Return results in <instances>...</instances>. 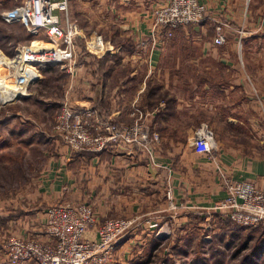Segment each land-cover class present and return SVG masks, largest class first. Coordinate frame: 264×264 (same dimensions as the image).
Masks as SVG:
<instances>
[{
  "label": "crops",
  "instance_id": "0c3cea01",
  "mask_svg": "<svg viewBox=\"0 0 264 264\" xmlns=\"http://www.w3.org/2000/svg\"><path fill=\"white\" fill-rule=\"evenodd\" d=\"M66 1L68 15L77 21L82 35L95 30L109 52L122 55L110 61L94 58L95 63L109 65L119 59L125 65L137 42L150 32L151 11L169 0ZM198 1L206 7V19L174 32L146 66L158 80L166 63L177 65V52L188 51L186 64L200 73L182 78L190 84L181 89L182 95L168 90L162 107L145 88H135L134 79L121 87L115 71L101 72L98 78L93 58L81 55L69 79L71 87L65 90L69 104L92 107L99 119L116 123L133 122L129 111L134 103L143 104L145 111L156 107L151 129L159 136L160 149L154 162L138 148L72 155L59 145L39 186L40 209L22 219L12 218L14 235L37 234L44 206L82 202L92 205L99 221L137 219L135 229L116 245L112 264L264 263V226L242 229L212 211L226 195L218 166L232 180L264 188V142L257 141L252 155L249 149L239 148L245 147L242 139L248 133L264 134V0ZM219 24L226 25L225 43L216 46L213 40ZM177 81L179 77L173 79ZM203 122L220 131L216 161L197 154L190 145L191 134ZM168 191L177 211L169 210ZM152 222L160 230L168 225L170 236L156 238L157 229L149 228ZM85 237L96 239L95 231L89 230Z\"/></svg>",
  "mask_w": 264,
  "mask_h": 264
},
{
  "label": "built area",
  "instance_id": "2783aa9c",
  "mask_svg": "<svg viewBox=\"0 0 264 264\" xmlns=\"http://www.w3.org/2000/svg\"><path fill=\"white\" fill-rule=\"evenodd\" d=\"M206 14L205 5L198 0H169L155 7L151 11L150 32L137 42L136 52L150 63L152 53L171 39L174 32L199 25L206 19ZM1 18L7 24L22 25L30 36L42 34L48 39L49 44L38 41L33 49H23L40 55L44 66L57 65L64 69L69 66L73 73L71 67L75 65L77 40L80 38L90 54L100 56L109 51L99 33L82 35L81 28L68 15L66 0H22L15 8L2 12ZM224 26L215 27L213 43L216 46L225 43ZM151 113L134 103L129 111L133 122L116 123L112 119H99L92 107L76 108L65 100L53 133L72 155H99L116 147H132L138 148L153 163L152 149L159 136L151 129ZM190 145L197 154L217 160L219 149L207 123H201L193 131ZM217 170L226 195L212 207V211L242 229L264 226V188L254 182L232 180L219 166ZM167 198L169 210L177 211L178 206L174 204L170 191ZM40 215L42 220L37 234L12 235L3 241L0 252L8 264H112L116 245L137 225L135 218L99 221L92 205L82 202L49 204ZM149 228L152 231L157 229L156 238L170 236L168 225L165 230H160L158 223L152 222ZM89 230L95 231L96 239L85 237Z\"/></svg>",
  "mask_w": 264,
  "mask_h": 264
},
{
  "label": "rangeland",
  "instance_id": "374dc122",
  "mask_svg": "<svg viewBox=\"0 0 264 264\" xmlns=\"http://www.w3.org/2000/svg\"><path fill=\"white\" fill-rule=\"evenodd\" d=\"M21 1L0 0V56L7 58L9 61H13L15 57L20 56L23 49H33L38 41L46 44L50 43L42 34L37 37L30 36L18 24H7L2 20L1 13L15 8ZM75 22L77 23V21ZM94 31L89 32V34ZM86 35L88 34L86 33ZM77 46L78 52L75 64L78 62L80 55L93 58V61L94 58L99 57H102L101 60L105 58L108 61L121 59L122 57L120 53H117L118 51L114 50L100 56L90 54L85 49L83 39L77 40ZM114 52V55H110ZM34 56L41 57L38 54ZM175 56L178 60L177 65L171 66L166 63L163 70L158 72L161 73V78L158 80L155 75L149 73L146 67L148 66L146 58L136 52V47L130 61H126L125 65L120 64L119 59L114 61L113 64L109 62L113 67L101 61L97 63L94 61V65H96L93 68L98 78L101 72L115 71L113 74L118 79L117 84L121 87L126 86L130 79H134L132 83L135 88L136 86L145 88V93H150L153 99L156 100L155 104L160 101V105H164L165 101H168V90L179 96L182 95L183 91L181 89L190 85L186 81L187 77L200 73L198 68L186 64V58L189 56L188 51L182 49ZM169 59L171 58L169 57ZM33 65L38 71L39 78L28 84L27 94L13 102L0 104V246L4 243L3 241L14 235L11 227L12 218L22 219L24 216L31 214L34 209H40L39 186L46 175L50 161L57 155V149H60L59 145L62 144L54 137L53 129L61 106L65 102V90L71 87L69 79L72 77V72H70L69 66L65 69L57 65L44 66L41 61ZM71 68V71H73L74 66ZM5 69L8 70L7 67ZM166 74L171 78L164 77ZM175 77H179V81L173 82ZM183 77H186V79L182 81ZM152 108L148 111L143 110L149 114L156 107ZM152 117L151 113L150 124ZM211 130L217 147L220 149L219 139L217 138L220 131L212 128ZM258 140L264 142V134L258 136L248 133L247 137L242 139L245 147L239 148L249 149L252 155L255 148L258 149L256 146ZM159 149L158 141L153 145V155L158 153ZM30 201L34 204H30ZM23 221L20 222V225L24 223ZM37 230L40 231V226ZM0 264H8L7 259L1 252Z\"/></svg>",
  "mask_w": 264,
  "mask_h": 264
},
{
  "label": "bare ground",
  "instance_id": "6f19581e",
  "mask_svg": "<svg viewBox=\"0 0 264 264\" xmlns=\"http://www.w3.org/2000/svg\"><path fill=\"white\" fill-rule=\"evenodd\" d=\"M34 55L32 52L22 51L20 56L14 58V62L0 56V104L13 102L25 96L28 84L39 78L33 64L43 59Z\"/></svg>",
  "mask_w": 264,
  "mask_h": 264
},
{
  "label": "trees",
  "instance_id": "16d2710c",
  "mask_svg": "<svg viewBox=\"0 0 264 264\" xmlns=\"http://www.w3.org/2000/svg\"><path fill=\"white\" fill-rule=\"evenodd\" d=\"M19 26H21L23 29H24V27L22 26V25H20V24H18ZM25 31V30H24ZM29 35V34H28ZM84 155H86V154H84ZM87 155H92V154H87Z\"/></svg>",
  "mask_w": 264,
  "mask_h": 264
}]
</instances>
